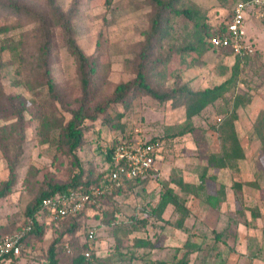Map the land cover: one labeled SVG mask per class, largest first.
<instances>
[{
    "label": "rangeland",
    "instance_id": "374dc122",
    "mask_svg": "<svg viewBox=\"0 0 264 264\" xmlns=\"http://www.w3.org/2000/svg\"><path fill=\"white\" fill-rule=\"evenodd\" d=\"M57 1L68 13L75 0ZM145 1H76L77 41L85 54L103 67L109 89L135 77L144 33L153 13ZM237 1L181 0L180 8L193 11L194 21L174 17L157 51L161 58L170 57L158 68L167 76L168 89L176 87L177 77L181 85L187 84L193 91L230 81L222 99L189 116L183 106L174 107L172 101L161 103L137 94L128 107L113 105L95 121L88 120L84 145L75 154L62 143L60 130H53L51 141L43 143V101L17 85L19 76L12 55L0 52L3 89L7 95L19 96L26 106V139L16 168L17 183L0 200V240L27 226L25 212L41 189L69 185L74 180L80 185L92 183V187H100L109 169L105 151L116 143L135 138L160 143V174L153 173L147 180L105 193L98 206L87 207L76 221L71 217L51 223L39 219L44 228L42 236L30 237L18 264H48V251L53 245L58 264H71L73 250L86 241L90 227L97 228L94 250L98 258L112 257L114 264H180L190 235L194 250L189 264H264V168L260 163L262 146L255 133L264 112V18L246 17L244 35L253 53L242 58L230 50L213 49L205 34L207 30L212 33L224 29ZM39 4L37 9L43 10ZM1 25H5L2 20ZM27 28L24 23L0 35V43L5 38L17 40ZM53 41L54 78L66 90L72 111L78 107L75 99L81 95L75 60L59 26L53 28ZM191 47L194 50H187ZM145 65L148 68L150 62ZM104 98L106 94L98 96ZM58 107L61 114L56 115L68 121L71 114ZM13 122L1 119L0 127ZM181 131L187 133L176 136ZM234 135L241 141L245 159L231 162L229 168L217 172L216 163L224 156L225 142ZM203 174L216 176V180H208V188L216 191L225 187L226 197L218 209L201 203L199 196L182 186L186 177L192 179L191 185H198ZM8 178L9 164L0 152V189ZM167 190L174 191L180 206L175 209L170 205L160 214L158 204ZM179 222L184 228H177ZM146 241L155 243L156 248L137 247V242Z\"/></svg>",
    "mask_w": 264,
    "mask_h": 264
},
{
    "label": "trees",
    "instance_id": "16d2710c",
    "mask_svg": "<svg viewBox=\"0 0 264 264\" xmlns=\"http://www.w3.org/2000/svg\"><path fill=\"white\" fill-rule=\"evenodd\" d=\"M38 1L44 3L43 6ZM76 1H74L72 9L65 13L57 0H0V20L5 23V25L0 26V35H7L9 32L21 28L24 23L29 27L20 33L17 40L1 39L0 52L7 51L12 55V64L16 65V72L19 76L18 82L16 81L17 85L24 86L33 96L43 101V106L46 110L41 120L40 134L45 137L43 143L51 141V132L53 130H60L62 143L68 147L71 154H75L84 145L85 124L88 120L95 121L97 116L104 114L110 106L127 105L137 94L149 96L161 103L172 101L174 107L183 106L189 116L199 113L225 96L230 81L203 91H193L187 84L181 85V79L177 77L175 80L176 87L168 89L166 86L168 82L166 74L158 71L161 65L169 62L170 57H167V59L166 57L161 58V54L158 56L157 51L160 50L163 40L169 34L167 29L170 27L172 19L178 16H185L193 22L195 18L193 11L180 8L181 0L145 1L147 6L152 7L153 13L150 14L149 27L144 33L135 77L128 82L118 83L112 89L108 88L109 83L106 80L107 75L104 77L105 70L103 67L93 57L87 56L77 41V30L74 23ZM37 4L43 10H38ZM57 26L63 30L64 41L69 53L75 60L76 73L80 83L81 95L75 99L78 107L72 111H70L68 106L69 101L66 90L60 87L54 78L56 51L53 41V28ZM218 32L211 33L207 30L205 34L210 38ZM187 50H194V48L191 47ZM158 58L161 59L157 60ZM146 62H150L148 68L145 65ZM1 68L2 65H0V71ZM105 94L107 96L106 99H98L99 95ZM93 104H96V113L94 112ZM58 105L71 114V118L68 121H65L63 116L58 117L56 115L60 113ZM25 110V101L20 99L19 96L7 95L0 81V120L15 121L10 125L0 127V152L9 164V178L0 189V200L7 197L17 183L16 168L22 145L26 139ZM186 133V131H181L176 136H184ZM255 133L261 143L264 158V112L258 119ZM152 141H155V139ZM223 149L224 156L216 163L217 172L229 168L231 162L245 159L241 141L236 135L225 142ZM105 154L106 162L109 164V174L112 168V148L107 149ZM75 158L77 159V157ZM263 158L260 159V163L264 168ZM143 179L134 181L139 182ZM210 179L216 180V176L208 177L203 174L198 185H191L183 181L182 186L184 189H190L193 195L199 196L201 203L213 209H218L224 203V198L226 197L225 187H220L216 191L213 190L214 187L208 188V180ZM92 186V183L80 185L74 180L69 185H52L48 189H41L25 212L27 226L33 222V228L23 239L24 248L28 245L30 237L34 235L42 236L44 228L38 219L42 215V202L44 199L58 196L69 188L84 192ZM121 189H115L112 193ZM170 205L175 209L180 206L179 198L174 194L173 190H167L162 194L158 204L160 214ZM78 216L79 214L71 218L76 221ZM255 217H259L256 212ZM177 228H184L181 222H179ZM185 232L188 234V231L185 230ZM190 236L183 247L185 253L180 264H189L190 262V253L194 250V246L190 243ZM137 247L154 250L156 244L151 241L137 242ZM88 248L89 243L86 234V241L81 243L79 248L77 247L73 250L71 264H93V262L114 264L112 257L98 258L96 250L92 251L93 260H87L85 252ZM20 257L11 259L10 264H17V260ZM47 260L48 264H58L54 245L48 251ZM155 264L168 263L156 262Z\"/></svg>",
    "mask_w": 264,
    "mask_h": 264
},
{
    "label": "built area",
    "instance_id": "2783aa9c",
    "mask_svg": "<svg viewBox=\"0 0 264 264\" xmlns=\"http://www.w3.org/2000/svg\"><path fill=\"white\" fill-rule=\"evenodd\" d=\"M254 13L257 19L264 18V0H241L237 2L223 31L208 38V44L215 50H230L237 57H245L253 50L245 40L244 28L248 13ZM112 148V168L100 187H91L80 192L69 188L66 192L42 202V215L47 223L65 220L76 216L89 206H98L100 197L105 193L123 188L128 182L145 178L155 171L160 152L157 141H143L140 138L127 139L116 143ZM38 219V220H39ZM33 222L19 232L0 240V264H10L11 259L21 256L26 234L33 228ZM97 228L90 227L87 232L89 248L85 258L92 261L95 249Z\"/></svg>",
    "mask_w": 264,
    "mask_h": 264
},
{
    "label": "crops",
    "instance_id": "0c3cea01",
    "mask_svg": "<svg viewBox=\"0 0 264 264\" xmlns=\"http://www.w3.org/2000/svg\"><path fill=\"white\" fill-rule=\"evenodd\" d=\"M239 1H241V0H238L237 2H239ZM237 2H234V3H233L232 8H231V12H230V13H232V9H233L234 5H235ZM247 16H250L251 18H252V16H253L254 19H257L254 13H250V12H249V13L247 14ZM247 16H246V17H247ZM229 19H230V18H229ZM228 21H229V20H228ZM228 21H227V23H228ZM227 23H226V24H227ZM225 26H226V25H225ZM224 28H225V27H224ZM244 29H245V28H244ZM244 36H245V35H244ZM160 169H161V167H159V161H156V164H155V171H153L149 176L145 177V178H144L143 180H141V181L147 180V178L149 179L153 173H158ZM164 169H165V168H164ZM158 174H160V173H158ZM184 180H185V181H184L185 183H189V184H190V183L192 182V181H191V180H192L191 178H187V177H186ZM17 264H18V263H17ZM19 264H23V263H22V262H21V263L19 262Z\"/></svg>",
    "mask_w": 264,
    "mask_h": 264
}]
</instances>
